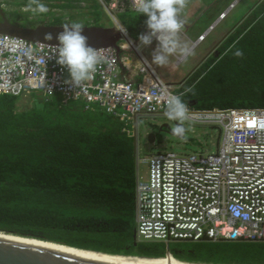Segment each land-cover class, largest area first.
<instances>
[{
	"label": "trees",
	"instance_id": "1",
	"mask_svg": "<svg viewBox=\"0 0 264 264\" xmlns=\"http://www.w3.org/2000/svg\"><path fill=\"white\" fill-rule=\"evenodd\" d=\"M120 14L131 37L147 30L145 14ZM91 17L100 21L94 10ZM239 21L217 55L192 73L193 95L182 97L188 106L264 108V0ZM238 50L242 57L234 55ZM20 97L0 94V231L111 255L163 256L165 244L136 237L134 135L80 101L38 98L20 110ZM173 245V256L184 262L264 264V241Z\"/></svg>",
	"mask_w": 264,
	"mask_h": 264
},
{
	"label": "built area",
	"instance_id": "2",
	"mask_svg": "<svg viewBox=\"0 0 264 264\" xmlns=\"http://www.w3.org/2000/svg\"><path fill=\"white\" fill-rule=\"evenodd\" d=\"M96 1L111 13L119 27L111 10L137 12L136 0ZM7 4L10 1L2 3L4 7ZM224 17L225 13H220L217 20ZM212 26L198 35L195 45ZM125 36L118 43L119 49L132 51L138 63H132L129 57L122 60L113 47L94 48L100 50L106 62L91 81L75 88L64 83L69 79L68 71L56 63L51 49L57 44L0 33V94L28 96L37 92L57 95L63 104L80 101L87 108L111 114L122 122L121 130L131 134L126 120L164 115L162 94H177L145 62L137 50L139 39H132L128 33ZM187 122L217 126L221 141L214 152H159L144 159L147 175L144 179L138 177L135 185L137 239L264 241V108L189 106ZM233 209H239L241 215H234Z\"/></svg>",
	"mask_w": 264,
	"mask_h": 264
},
{
	"label": "rangeland",
	"instance_id": "3",
	"mask_svg": "<svg viewBox=\"0 0 264 264\" xmlns=\"http://www.w3.org/2000/svg\"><path fill=\"white\" fill-rule=\"evenodd\" d=\"M2 1H10V4H7L6 8L3 6L2 7L5 8L7 11H11L13 9L20 11V13L24 15L27 21L29 23H32V25L38 23H45L46 21L49 23L55 21L62 22V18H64L63 23L76 21L87 25L86 23H84L85 20L80 18L92 15L93 10L97 18L100 20V22H102V25L106 24L107 22L115 24L111 13L107 12V10L96 0H89L88 6L86 8L75 6L77 5V1L81 2V0H64L62 2H58L57 0H41L44 2L48 1L47 3L48 5H50V7H48L49 11L46 14L35 15L31 12L25 11V6L27 3L26 0H18L17 5H15L17 0ZM14 1L15 3H13ZM255 1L256 0H236L235 3L234 0H201L200 6L197 3H195L193 6L190 5L192 6V13H189L184 17L182 15L183 19L185 20V23H190V29L187 31V34H189L188 37L191 40L190 45L193 43V39L197 35V33L195 36L191 35L190 31L193 30L195 32H203L208 28L209 25L213 26L208 31V33H206L205 38L201 41V43L196 48L192 47L193 55L188 57L186 61L193 59L194 57H200L207 50V46L211 42L218 40L220 37L222 39L223 35L225 36L231 30L233 31L240 24L239 20L245 15V12H247V10L252 7V4ZM231 4L235 5L229 9L224 18L217 20L218 13L225 10L226 7ZM61 5L63 6L61 7ZM66 10H68V13H72L73 15L75 14L77 17H65V15L68 14L67 12H65ZM111 12L115 16V18L120 22L123 16L122 14H120L121 12H117L116 10H111ZM133 13L138 14L136 12ZM222 43L218 42L214 46H211L212 48H209L210 51L209 53L207 51V54H210L212 51L218 50L221 47ZM153 50L154 48L152 47V51ZM182 60L183 59H179L178 56L174 55L169 58V64L167 66H153V68L157 75L163 81H165L167 84L170 83V85L177 87L172 80L179 74L177 67L174 66V63L178 65L179 63H181ZM170 65L172 66L170 67ZM46 97L53 98L57 97V95L43 96L40 93L32 92L29 97H20V101H17V106L20 110L29 109L32 107V104L37 103V101L39 100L38 98ZM160 117L163 118V123H172V121L167 120L164 115L159 116V118L154 115H144L141 117L139 116L136 120H126L128 122L127 126L132 130V135L133 128L136 126L138 127V132L136 136L137 151L138 156L140 158L138 165V176H140L142 179H144L147 175V168L144 159L150 156L151 154L159 152H175L178 154H185L191 152L202 153L214 152L216 150L218 134H220V129L217 126H214L212 124L206 125L201 123H189L186 121L185 127L186 129H188V131L186 132V138H178L171 134H160L161 129H159V126L162 123H154L155 121L160 119Z\"/></svg>",
	"mask_w": 264,
	"mask_h": 264
},
{
	"label": "clouds",
	"instance_id": "4",
	"mask_svg": "<svg viewBox=\"0 0 264 264\" xmlns=\"http://www.w3.org/2000/svg\"><path fill=\"white\" fill-rule=\"evenodd\" d=\"M26 1L27 3L25 6V11L27 12H31L35 15L46 14L49 11L48 7H50V5H48V3L44 4L41 2V0ZM57 1L62 2L64 0ZM234 1L236 3V0ZM4 2L5 1L1 0L0 4ZM13 3H15V1ZM187 3L188 0H136L137 12L147 16L145 25L148 32L146 33V30L140 34L137 39L133 37L131 38L134 40L139 39L140 43L137 46L138 51H140L145 46L151 45L153 39L157 41L156 47L151 53V64L164 67L169 64V58L174 55L184 60L193 55V49L190 43L181 37V33L185 24V20L182 18V13L186 8ZM17 4L18 0L15 5ZM234 5L235 4L228 5L226 9L219 12L218 15L220 13H225L226 15L229 9ZM62 6L63 5H61V7ZM75 6L86 8L88 3H86L84 0H81V2L77 1V5ZM65 12L68 13V10ZM55 22L49 23L46 21L43 24H61L63 27V31L56 37L58 44L55 47L50 46L52 52L56 54V63L62 67H65L68 71L69 79L65 80L64 83L71 84L75 88H81L86 84V82L91 81L94 78V74L97 72L98 67L106 62V57L101 54L100 50L87 46V38L81 34L82 29L85 26L83 23L76 21L66 23L61 21ZM110 26H113V24ZM120 26L122 28L118 30L127 34V29L124 28L121 23ZM44 39L51 41L53 36L49 33L45 35ZM126 47L129 48L128 43H126ZM234 55L237 57H242L243 53L242 51L238 50L234 53ZM145 62L149 61L145 60ZM192 91L193 88L188 87L185 88L184 93H181L180 95L168 93L162 94V99L164 101L163 114L167 120L175 122L174 125L171 126V134L178 138H186V132L188 131V129L185 127V122L189 118V106L182 97ZM138 160L140 161V158ZM138 177L140 176H137V178ZM233 214L240 216L241 212L239 209H233ZM244 218L246 219L247 217L245 216Z\"/></svg>",
	"mask_w": 264,
	"mask_h": 264
},
{
	"label": "water",
	"instance_id": "5",
	"mask_svg": "<svg viewBox=\"0 0 264 264\" xmlns=\"http://www.w3.org/2000/svg\"><path fill=\"white\" fill-rule=\"evenodd\" d=\"M121 28L122 27H119L117 24H113V26L85 25L82 29L81 34L87 38V46L93 48L110 46L115 48L117 54L119 55L121 51L119 49L118 43L121 39L126 38L125 34L118 30ZM62 31H63V27L61 24L46 25L43 23H38L33 26H22L18 23L9 22L7 19H3L2 21H0V33L18 36L33 42L58 44L56 37ZM49 33L53 36V39L51 41L44 39L45 35ZM174 123L175 122L173 121L172 123H162L159 126V129H161V132L163 131L166 134H171V126H173ZM134 151H136V145ZM0 232L7 234V232L5 231H0ZM21 237H25V236H21ZM135 256L174 257L170 251H167L166 254L163 256H145V255H135ZM0 264H135V263L68 255L50 249L40 248L30 244H25L10 239L0 238Z\"/></svg>",
	"mask_w": 264,
	"mask_h": 264
},
{
	"label": "crops",
	"instance_id": "6",
	"mask_svg": "<svg viewBox=\"0 0 264 264\" xmlns=\"http://www.w3.org/2000/svg\"><path fill=\"white\" fill-rule=\"evenodd\" d=\"M197 3L199 6L201 4V0H188V4L186 6V8L183 10V17L188 15L189 13H192L191 11V8L192 6ZM192 5V6H190ZM65 17H68V18H73V17H77L75 14L73 15L72 13H68L67 15H65ZM182 17V18H183ZM91 15H89L88 17L87 16H84L83 18H80V19H84L86 24L87 25H99V26H110L112 25L111 22H107L106 24L102 25V22H99L98 23H95L92 19H91ZM94 18V17H93ZM63 19L62 18V22H63ZM79 19V18H78ZM84 22V23H85ZM106 22V21H104ZM57 23V22H55ZM100 23V24H99ZM190 23H185L184 25V28L182 30V33H181V36L184 37L183 39L187 40L189 43H190V39L188 37L189 34H187V31L190 29ZM191 35H197L195 36V38L193 39V43L191 44V47H194L196 48L199 44L195 45L194 43L196 42V39L198 37V35L201 33V32H195V31H190ZM224 37V35H223ZM138 38V37H137ZM136 38V39H137ZM221 41V37L218 39V40H215L213 42H211L208 46H207V50L200 56V57H194L193 59H190V60H182L181 63H179L178 65H176L174 63V66L177 67L178 69V75L177 77H174L172 80L174 82V84H176L177 87H174L173 85H171L173 87V91L177 94V95H180L181 93H184V90L185 88H188V87H192L193 88V83H194V80H196L197 77H191L192 73L194 72V70L199 66V64L209 55L207 54V51L209 53L210 49L212 48L211 46H214L216 43L220 42ZM156 44L157 42H152L151 45L149 46H145L143 47L140 51L142 52V55L145 57V59L147 61H149L148 63L151 65V67L153 68V66H156L154 64H151L150 61H151V53H152V47L155 49L156 47ZM211 47V48H210ZM210 48V49H209ZM214 52V51H213ZM207 55V56H206ZM120 57L122 58V60H125L126 57H129L131 58V61L132 63H135L137 64L138 63V60H136V58L134 57L133 55V52L132 51H121L120 52ZM172 65H170L171 67ZM154 69V68H153ZM185 70V71H184ZM123 73V71H122ZM122 78V77H120ZM160 78V77H159ZM134 79H137V77H135ZM161 79V78H160ZM162 80V79H161ZM163 81V80H162ZM165 82V81H163ZM166 83V82H165ZM170 85V83H169ZM186 95H193V91L190 92V93H187ZM192 103V102H191ZM193 104V103H192ZM144 116V115H143ZM154 116H157V118H159V116H162V115H154ZM141 117V116H140ZM162 117H160V119H158L157 121H155L154 123H157V124H161L163 123L162 121ZM133 132H134V136H135V140H137L136 136H137V132H138V127H135L133 129ZM221 141V133L218 134V140H217V148H218V145ZM216 148V150H217ZM135 157H136V169H137V176L139 175V170H138V165H139V156H138V151H137V144H136V153H135Z\"/></svg>",
	"mask_w": 264,
	"mask_h": 264
},
{
	"label": "bare ground",
	"instance_id": "7",
	"mask_svg": "<svg viewBox=\"0 0 264 264\" xmlns=\"http://www.w3.org/2000/svg\"><path fill=\"white\" fill-rule=\"evenodd\" d=\"M0 238L10 239L16 242L30 244L40 248H46L53 251L61 252L68 255H75V256H83V257H90V258H98V259H105V260H112V261H120V262H127V263H135V264H197V263H189L184 262L176 259L175 257H166V258H150V257H140V256H123V255H111L106 253H99L95 251L89 250H81L75 249L72 247L60 245L57 243L47 242L31 237H21L17 235H13L11 233H1Z\"/></svg>",
	"mask_w": 264,
	"mask_h": 264
},
{
	"label": "flooded vegetation",
	"instance_id": "8",
	"mask_svg": "<svg viewBox=\"0 0 264 264\" xmlns=\"http://www.w3.org/2000/svg\"><path fill=\"white\" fill-rule=\"evenodd\" d=\"M45 1V0H44ZM44 1H41L42 3H44V4H47V1L46 2H44ZM3 19H7L9 22H12V23H18V24H20V25H22V26H30L31 24L27 21V19H26V17L24 16V15H22L21 13H20V11H18V10H15V9H13V10H11V11H7L5 8H3L2 7V5L0 4V21H2ZM230 32H232V30L231 31H229V33ZM229 33H227L222 39H221V43L224 41V39H225V37H227V35L229 34ZM201 34V33H200ZM201 42V41H200ZM199 42V43H200ZM219 42V43H220ZM199 43H197V44H199ZM196 44V45H197ZM213 52V51H212ZM210 53L209 54V56L210 55H217V50L216 51H214L213 53ZM206 59V58H205ZM204 59V60H205ZM203 60V61H204ZM164 132L162 131V132H160V134H163ZM179 243H185V242H188V241H178ZM177 242V243H178ZM210 242V241H209ZM161 243H163V244H165V252H164V255L166 254V252L167 251H170L171 252V254L173 255V253H172V249H174L175 248V246L173 245L174 244V242H172V241H170V242H161ZM180 250V252L179 253H181L182 252V250L183 249H179Z\"/></svg>",
	"mask_w": 264,
	"mask_h": 264
}]
</instances>
